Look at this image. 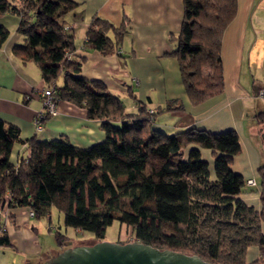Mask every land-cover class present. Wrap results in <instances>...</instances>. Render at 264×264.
I'll list each match as a JSON object with an SVG mask.
<instances>
[{
	"label": "trees",
	"instance_id": "16d2710c",
	"mask_svg": "<svg viewBox=\"0 0 264 264\" xmlns=\"http://www.w3.org/2000/svg\"><path fill=\"white\" fill-rule=\"evenodd\" d=\"M182 5L172 53L185 93L195 105L223 89L221 38L237 0H182ZM76 6L72 0H0V14L19 16L16 30L22 41L12 45L13 54L36 63L53 86L55 99L85 108L105 133L103 140L86 147L62 136L22 139L18 127L0 118V210L26 207L33 217L50 220L55 207L65 227L89 231L95 241L117 220L133 236L118 242L138 240L219 264H247L246 250L256 246L255 261L264 260V161L257 169L256 210L239 197L246 180L230 167L240 151L234 129L189 127L167 134L152 122L159 112L183 108L174 99L152 113L144 104L137 113H126L122 100L102 81L80 74L85 55H76L65 18ZM127 24L128 18L115 26L93 16L82 48L101 53L117 49ZM8 37L9 30L0 24V47ZM129 94L135 99L134 92ZM48 116L43 110L40 122ZM254 118L264 151V109ZM16 143L26 144L29 153L13 162ZM189 144L195 146L185 157L182 149ZM198 147L213 152L214 178ZM54 231L60 250L72 245L59 226ZM10 245L0 215V246Z\"/></svg>",
	"mask_w": 264,
	"mask_h": 264
},
{
	"label": "crops",
	"instance_id": "0c3cea01",
	"mask_svg": "<svg viewBox=\"0 0 264 264\" xmlns=\"http://www.w3.org/2000/svg\"><path fill=\"white\" fill-rule=\"evenodd\" d=\"M72 1L77 6L65 18L70 25L69 33L74 36L76 55H85L80 74L87 79L102 81L121 100L130 97V91L134 92V101L129 100L126 104L131 112L137 109V113L140 103L152 105L153 98L159 105L171 99L180 102L183 108L167 111V120H153V126L160 130L173 133L189 127L212 132L234 129L240 151L233 156L230 167L246 181H255V184L246 183V187L257 189L241 192L239 197L260 210L257 169L264 161V151L254 115L264 109V0H237L235 15L221 38L223 89L196 105L191 103L178 79V64L172 53L182 21V0ZM93 16L106 19L115 26L128 18L127 32L117 49L101 53L82 48ZM18 21L19 16L15 13L0 14V24L10 30L8 39L0 47V118L18 127L22 139L33 135L38 139L62 136L81 147L103 140L105 133L100 121L88 118L85 108L63 99L56 102V113L44 118L41 128H36L35 119L44 110L40 93L49 84L41 76L36 63L24 62L12 52V45L22 41L16 30ZM175 77V85L170 84ZM123 105L128 113L129 109ZM145 107L155 110L151 106ZM193 146L189 144L182 149L185 157ZM198 148L201 158L207 161L210 177L214 178L213 152ZM28 153L26 144L16 143L10 159L16 162ZM8 211L10 218L5 228L11 245L6 247L19 252L23 264H33L31 260L38 256L47 259L60 251L56 242V246L51 244L45 251L41 247L38 235H43L45 223L29 216L28 208L13 207ZM262 231L264 233V225ZM258 256L256 246L247 248V263Z\"/></svg>",
	"mask_w": 264,
	"mask_h": 264
},
{
	"label": "water",
	"instance_id": "95a60500",
	"mask_svg": "<svg viewBox=\"0 0 264 264\" xmlns=\"http://www.w3.org/2000/svg\"><path fill=\"white\" fill-rule=\"evenodd\" d=\"M43 264H219L205 261L195 254L160 249L138 240L110 242L98 240L92 244L66 247Z\"/></svg>",
	"mask_w": 264,
	"mask_h": 264
},
{
	"label": "rangeland",
	"instance_id": "374dc122",
	"mask_svg": "<svg viewBox=\"0 0 264 264\" xmlns=\"http://www.w3.org/2000/svg\"><path fill=\"white\" fill-rule=\"evenodd\" d=\"M12 14H14V13H12ZM9 32H10V30H9ZM178 74H179V68H178ZM177 77L173 78L171 80L170 84L175 85V81H176ZM178 79H180V78H178ZM178 85H176V86H178ZM176 96L177 95H175L174 97H176ZM130 97L128 96V97L122 98V102H123V104H125L126 109H129V108H127V105H126L127 102L129 100L134 101V99L132 97L131 98ZM140 105H141V103H140ZM145 105L148 107L151 106L152 108L157 110L159 103H157V100L153 98V104L152 105L147 104V103ZM185 109H186V107H185ZM127 111H128V113H135L137 111V109L133 112H131L130 109ZM188 112H190V111H188ZM167 113H168L167 111L159 112L155 115L154 119H158L159 121L167 120ZM198 128H200V127H198ZM164 132L167 134H170V131L168 132V131L164 130ZM252 190L255 191L257 189H256V187H246L245 186L243 188L242 192L252 191ZM27 213H28V211H27ZM6 218L7 219H5V227H6V224L8 223V220H9V211H7V217ZM35 219L43 221V224L45 223V225H44L45 229H44L43 235L42 236L38 235L39 237H41L39 239V242H40L41 247H43L44 251L47 250L48 249L47 247L50 246L51 244L55 245V238H54V234H55L54 227L55 226H59L60 231L68 237L69 243L72 244L71 246L79 245V244H92L93 242H95V238L91 232H89V231H77L76 229H74L72 227H65L63 225L62 214L55 207H52L50 210V222H48V220L46 218H35ZM132 237H133L132 236V230L130 228H128L126 226H121L117 220H114L110 225L107 226V228L105 230L104 237L101 238L100 240L114 242V241L121 239V240L125 241L128 239H132ZM130 241H132V240H130ZM258 253H259V251H258ZM54 255L55 254H53L52 256H54ZM50 257H48V258H50ZM39 258L40 259L43 258L42 263H40V264H43L48 259V258L45 259V257L38 256L37 259L31 260L32 263L37 264L39 262L38 260H40ZM0 264H23L22 255H20L19 252H16L9 247H6V246L1 247L0 246ZM247 264H264V260H258V261L254 260L252 262H248Z\"/></svg>",
	"mask_w": 264,
	"mask_h": 264
},
{
	"label": "built area",
	"instance_id": "2783aa9c",
	"mask_svg": "<svg viewBox=\"0 0 264 264\" xmlns=\"http://www.w3.org/2000/svg\"><path fill=\"white\" fill-rule=\"evenodd\" d=\"M54 90H53V86H47L44 89H42L41 91V97H42V101H43V108L44 110H46L48 112L49 115H54L56 113V102L57 99H55L54 94H53ZM260 94L263 93V90L260 89L259 91ZM148 111L150 113H152V109H148ZM41 115L37 116L35 119V126L37 129L41 128V122L39 120ZM247 184H255V181L253 179H248L246 181ZM7 210L2 211L0 210V215L4 216L5 219H7ZM28 215L33 217V212L31 210H28Z\"/></svg>",
	"mask_w": 264,
	"mask_h": 264
}]
</instances>
